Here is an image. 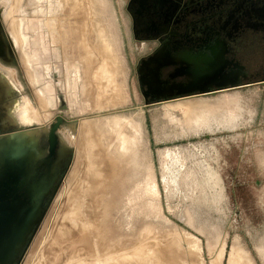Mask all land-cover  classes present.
<instances>
[{
  "label": "rangeland",
  "instance_id": "1",
  "mask_svg": "<svg viewBox=\"0 0 264 264\" xmlns=\"http://www.w3.org/2000/svg\"><path fill=\"white\" fill-rule=\"evenodd\" d=\"M125 1L50 0L49 9L43 1L46 8L31 24L35 31L24 25L30 13L19 24L11 17V34L19 26L20 37H12L24 56L19 54L25 70L24 75L16 72V89L6 94V101L23 97L25 105L42 111L40 104L46 106L47 99H41L40 91L45 97L48 92L54 94L53 86H46L52 79L40 70L43 58L56 67L60 91L69 104L66 114L72 116L58 129L59 153L67 156L57 165H64L43 198L40 220L12 264H51L54 256L59 264H95L103 259L96 250L92 254L90 247L84 248L79 237L86 235L79 228L94 219L98 207L93 176L83 172L86 160L79 158L80 124L88 119L111 124L106 133L115 140L110 147L109 139L103 138L102 149L113 151V145L126 138V146L132 150L126 161L129 181L108 217L119 247L130 248L155 238L170 243L173 236L174 248L179 250L177 264H228L233 249L241 264H264V84L257 82V75L256 80L213 93L143 102L135 86L136 49ZM11 2L13 12L17 4ZM103 68H108L112 81L102 85V76L100 86L106 93L118 88L121 98L98 110L93 106L98 83L94 77ZM261 68L255 66L257 73ZM84 78L89 80V100L82 90ZM192 100L199 103L190 111L184 104V108L174 105ZM70 104L78 106L77 110H71ZM45 112L41 120L50 110ZM62 138L72 143L62 142ZM147 228L154 234L143 238ZM124 238H129L127 243L121 241Z\"/></svg>",
  "mask_w": 264,
  "mask_h": 264
},
{
  "label": "flooded vegetation",
  "instance_id": "2",
  "mask_svg": "<svg viewBox=\"0 0 264 264\" xmlns=\"http://www.w3.org/2000/svg\"><path fill=\"white\" fill-rule=\"evenodd\" d=\"M43 1L49 9L50 0H19L17 9L11 12V0H0V138L28 126L35 127L21 131L38 129V138L31 142L27 183L60 173L64 164L57 165V161L63 163L67 155L59 153L58 129L72 120V116L66 114L69 104L65 93L59 89L57 69L43 58L40 70L52 79L51 85L46 86H53L54 91L45 97L46 93L40 88L42 98L47 99L44 111L50 110L48 117L41 120L39 116L35 122L23 125L18 124L15 109L14 114L8 110L16 98L6 101V94L16 89V72L24 75L25 70L10 31L14 22L11 17L19 24L30 13L23 23L25 28L35 31L36 27L31 24L46 8ZM125 10L136 49L135 86L145 103L210 93L199 92V89H214L216 83L252 81L257 75L259 79L264 78V0H126ZM257 65L262 66L260 73L255 69ZM5 74L13 83L5 82ZM60 94L63 107L58 99ZM77 107L70 104L71 110ZM58 116L61 119L50 135ZM24 189L17 187L16 194L23 197Z\"/></svg>",
  "mask_w": 264,
  "mask_h": 264
},
{
  "label": "bare ground",
  "instance_id": "3",
  "mask_svg": "<svg viewBox=\"0 0 264 264\" xmlns=\"http://www.w3.org/2000/svg\"><path fill=\"white\" fill-rule=\"evenodd\" d=\"M13 3H14L13 5H16L17 0H13ZM17 28L18 27L13 29V33H12L16 39H17V36L20 37V33H19V30H17ZM80 28H81V26H80ZM16 48H17V46H16ZM19 48H20V46L18 45V49ZM19 54L23 56L22 52H20ZM24 63H25V61H24ZM222 68H224V67H222ZM110 70H111V68H110ZM106 71H108V68L107 69L103 68V71H101V73L99 72L100 76H98L99 75V73H97L98 71L95 72L94 78L97 79L96 81H98V83L95 84L96 92H94L93 96L90 95L91 94L90 90L87 87L89 80L87 78H84L82 80V85H83L82 90H83L84 95L86 96V98H88L87 100H89V98H91V96L94 97L93 100H95V103L93 104V106L95 109L97 108L98 110L101 108L107 107L108 105L111 106V105L119 103L120 98H121V96H120L121 91L118 90V88H117V90H115V89L112 90L110 88L112 91L109 93H106L103 90V87L100 86L99 83L101 80H103L102 76L105 78V81L101 82V83L104 82L102 85H107L108 82H110L111 77H108L109 73H107ZM3 72L6 73L5 70ZM105 72L107 75L105 74ZM5 75H6L5 82L13 83L11 81L12 80L11 77L9 78V76H7V74H5ZM29 75L31 78L36 76V75H33V73H31V72L29 73ZM34 78H36V77H34ZM35 80L37 81V79H35ZM111 81H112V79H111ZM108 86H107V88H108ZM41 99H42V96H41ZM23 100H25L23 97L17 98V105L15 104V106L13 107V109L15 108V110L17 112L18 124H21L24 122L29 123L33 120L34 121L38 120L39 116L45 117L46 112L44 111L45 110L44 104L41 103L40 108L38 107L39 109H42V111L41 110L36 111L29 105V103H27V105H25L24 102H21ZM197 103H199V102H195L194 100H192V101H188V102L187 101H181L178 103H174V105L177 106L178 104H182V106H183V104H184L186 111H190V110H193L195 104H197ZM169 106L173 107V103H169ZM179 106L182 107L181 105H179ZM184 106H183V108H184ZM6 120L7 119H5V121ZM195 122H197V121H195ZM14 124H16V123H14ZM118 124H120V123H117V125ZM109 125L111 127L110 123L104 124L101 121H99V119L98 120H96V119L89 120L88 119L86 121H82L80 124V130H81V133L83 134V137L80 140V142L78 143V146L80 148L79 158L83 157V159L86 160V162H85L86 171H83V172L87 173L88 175L91 173L90 175L93 176L92 178H93L95 184L92 187V190L94 191L93 196H97L96 197L97 201H94V202H96L97 203L96 206H98V207H96V209L94 208L95 209L94 219L92 221L90 220V221L85 222V225L81 224V225H83V228H79L80 232L82 234L88 235V236H86V235L85 236H82V235L79 236L83 242L82 245L84 248L89 249V247H90V249H92V252H91L92 254H94L93 252L96 250L97 255L99 253L103 256V259L101 261H99V260L94 261L93 260L95 262V264H132V263L133 264H177L176 258H177V254H179V252H178L179 250L175 249L176 247L174 248V246H176V244L175 245L173 244V236L171 238L170 243L167 242V239H166V242H162V241L157 240L155 238V239L149 240L150 242H147V240L144 239V240L140 241V243H138V244L136 243L137 245L132 246L130 248H124L123 245H121L119 247L117 245L118 240L114 234L115 228H113L111 226V223L108 224L109 223V218H108L109 217V210H110V208L114 207L115 203H117V200L119 199L123 188L126 186V184L129 181V177H130L129 175H130L131 171H130V166H128V162H126V161L127 160L129 161L128 158L131 159L132 150L128 149V146H126V142L124 141L126 138L123 140V138H120V137H118V139L120 138L119 145L118 146L113 145V147H114L113 151H111V150L107 151V149L106 150L102 149L103 138L106 137L107 139H109V142H110L109 146L111 145L113 140H115L114 136H108L106 133V131H107L106 127ZM38 135H39V131H38V129H35V130L22 131V132L13 133V134L10 133V135L8 134V135H5L4 137L0 138V161L2 163L1 169H3V170L5 169V172H8V176L10 175L11 171L16 172V174L20 173L22 177H24L28 173V169H29V163L28 162H30L29 160H30L31 155H32V152H31L32 151L31 150L32 144H31V142L33 143L34 139L38 138ZM62 142H64V143L67 142V144L71 143V141L66 140V138H62ZM34 145H36V144L34 143ZM36 151H38V150H36ZM37 155H38V153H36L34 156L36 157ZM122 171L124 172V174L121 173ZM85 173L84 174L82 173V174L85 176ZM92 199H95V197H93ZM76 213H77V211H76ZM91 213H93V211ZM73 214H75V213H73ZM71 215H72V213H71ZM146 227H148V226H146ZM146 227H144V228H146ZM69 230H70V228H69ZM144 231H145V229L143 231L141 230L140 232L144 233ZM152 234H154V233H152L151 229L147 228L146 233L144 234L143 238H146L148 235H152ZM77 238H78V235H77ZM80 238H78V239H80ZM81 240H79V243L81 242ZM128 240H129V238H124L121 241L123 243H127L126 241H128ZM80 248H82V247H80ZM93 249H94V251H93ZM236 250H238V248ZM233 251H234V249H233ZM233 251H231V253L229 255L228 264H241V258L239 256H237L238 252L235 253V251L234 252ZM3 252H5V251H2V253ZM54 252H55V250H54ZM89 252H90V250H89ZM89 252L88 253L86 252V255L89 254ZM52 254L53 253H51V256H49V257H52ZM4 255H6V253L3 254V256ZM72 255L70 257H73ZM219 255H221V254H219ZM53 259H54L56 264H59L57 256H56V259H55V256L53 257ZM53 259H52V261H53ZM73 259H74V257H73ZM50 260H51V258L49 259V261ZM59 260H60V258H59ZM81 260L85 261V259H81ZM54 261L52 263H54ZM56 261H58V262H56ZM90 261H91V259H90ZM64 262H66V261L64 260L63 263ZM74 262H76V261H74ZM74 262H72V263H74ZM72 263H70V264H72Z\"/></svg>",
  "mask_w": 264,
  "mask_h": 264
},
{
  "label": "water",
  "instance_id": "4",
  "mask_svg": "<svg viewBox=\"0 0 264 264\" xmlns=\"http://www.w3.org/2000/svg\"><path fill=\"white\" fill-rule=\"evenodd\" d=\"M257 82L264 84V78ZM237 84V81L229 83L230 86ZM229 85L223 82L217 83L216 88L204 87L200 88L199 92L213 93L214 90L224 89ZM58 99L61 102L60 106L63 107L62 94L58 95ZM60 119V116L56 117V122L50 128V135H52L54 127ZM15 132L22 131H14L11 134ZM8 134L10 135V133ZM1 166L0 161V264H12L18 260L22 248L41 218L42 201L54 177L46 175L44 176L45 179L39 178L27 183L30 173L22 177L20 173L16 174V172L11 171L8 176V172L1 169ZM17 187L23 189L25 187L26 194L24 193L23 197L16 194ZM2 251L5 252L2 253ZM5 253L6 255L3 256Z\"/></svg>",
  "mask_w": 264,
  "mask_h": 264
},
{
  "label": "crops",
  "instance_id": "5",
  "mask_svg": "<svg viewBox=\"0 0 264 264\" xmlns=\"http://www.w3.org/2000/svg\"><path fill=\"white\" fill-rule=\"evenodd\" d=\"M12 79V78H11ZM12 81H13V79H12ZM16 101V102H15ZM15 101L13 100L12 102H13V105H11V106H9V108H8V110L9 111H12V113L14 114V109H13V107L15 106V104L17 105V98L15 99ZM15 112H16V110H15Z\"/></svg>",
  "mask_w": 264,
  "mask_h": 264
}]
</instances>
